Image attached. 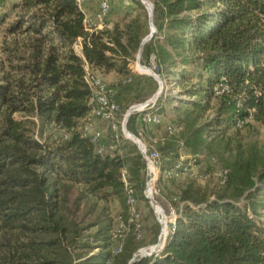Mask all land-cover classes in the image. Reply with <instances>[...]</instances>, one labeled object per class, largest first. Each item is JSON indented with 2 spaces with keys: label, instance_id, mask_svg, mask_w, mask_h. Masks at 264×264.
Instances as JSON below:
<instances>
[{
  "label": "trees",
  "instance_id": "1",
  "mask_svg": "<svg viewBox=\"0 0 264 264\" xmlns=\"http://www.w3.org/2000/svg\"><path fill=\"white\" fill-rule=\"evenodd\" d=\"M131 2L130 10L113 9L112 29L94 32L76 0H17L14 20L7 24L9 16H0L6 24L0 42V264H130L139 250L158 243L156 223L150 239L143 226L140 233L131 230L122 251L113 253L114 233L129 216L126 184L139 210L150 203L146 162L122 131L130 106L150 96L141 90L121 109L117 134L107 124L100 141L83 132L94 109L86 66L103 79L117 72L122 84L134 76L129 64L151 33L146 6ZM152 4L157 32L143 46L140 63L154 69L165 89L177 91L168 98L176 117L169 121L162 108V122L140 132L143 114L134 113L127 129L159 152L155 199L177 220L164 249L134 264H264V148L240 136L251 121L264 125V0ZM79 42L82 56L74 48ZM223 78L231 92L217 96ZM239 120L246 121L243 128ZM169 125L177 131L171 134ZM181 159L197 167L207 160L220 164L227 181L218 178L210 188L198 179L169 178ZM177 180V191L167 196L164 184Z\"/></svg>",
  "mask_w": 264,
  "mask_h": 264
},
{
  "label": "built area",
  "instance_id": "2",
  "mask_svg": "<svg viewBox=\"0 0 264 264\" xmlns=\"http://www.w3.org/2000/svg\"><path fill=\"white\" fill-rule=\"evenodd\" d=\"M80 8L85 7L89 3V0H76ZM111 5L109 0H102L100 5V12L98 14V20L102 23L107 19L110 13ZM86 83L88 84L92 92V102L94 103V109L90 117L87 119L83 132L85 136L93 135V140L95 142L100 141L103 133L100 131H94V121H103L111 125L114 131L118 130L119 126V114L121 113V107L117 102H115L110 93V89L105 80L93 73L89 67L86 68ZM214 92L217 96H224L231 92V88L227 83L225 78L214 88ZM159 99V98H158ZM149 100L144 104H139L133 106L136 111L135 113H142L141 122H142V132L145 131L146 127L156 126L162 122V117L159 115V107L157 106V101ZM132 108V107H131ZM124 120L122 121V128L124 126ZM246 121L239 120L237 122V128H243ZM177 128L175 126L169 125V132L171 134L175 133ZM140 152L146 162V190L145 195H149L155 199L157 195L156 185L161 177V165H160V154L156 149L149 148L145 143L141 141ZM105 147L100 149V152H103ZM219 173L216 176L219 178L222 184L227 181L228 171H218ZM169 178L177 179H198L199 181H206L208 176H200V174L195 170V167L191 163H185L181 159L176 166L167 172ZM125 180V179H124ZM127 187V205L129 216L127 222L121 221L120 225L114 233V247L113 253L119 254L122 251L125 239L127 234L134 230L137 233L141 232L142 229V214L138 208L137 200L134 196L133 190ZM156 200V199H155ZM164 213V211H163ZM175 215V221L170 226V231L175 229L177 215L175 212H172ZM161 216H165L161 214ZM166 217V216H165ZM167 218V217H166Z\"/></svg>",
  "mask_w": 264,
  "mask_h": 264
},
{
  "label": "rangeland",
  "instance_id": "3",
  "mask_svg": "<svg viewBox=\"0 0 264 264\" xmlns=\"http://www.w3.org/2000/svg\"><path fill=\"white\" fill-rule=\"evenodd\" d=\"M144 1L147 2L148 4L153 5L152 4V0H144ZM16 2H17V0H6L5 2H0V16H9V18L7 20V24H9L12 20L15 19V14H14V11H13V5ZM101 2H102V0H89V3H88L89 5L88 6L85 5V7L80 8L82 10V12L84 13V15H85L84 23H85V25L87 27V30L90 31V32L104 30L106 27H108L109 29H112L113 23L116 20V17L113 14V9L121 8V10H122L123 8H125V9L130 10V9L133 8V4H132L131 0H109V3L111 5L110 13H109L107 19L104 20L102 22V24H100L101 22L98 20V14L100 12ZM97 20H98V25L99 26L101 25L100 29L98 28V25L96 23ZM5 26H6V24L5 25H0V42H2L3 37H4V28H5ZM74 48H75V52L79 56H82L81 43L80 42L77 43L74 46ZM142 66H144V65H142ZM87 67L88 66H86V68ZM130 67L132 68L131 71H132V73L134 75H135V72H136V73H139V74L150 76L148 74V73H150L148 68L152 69L151 67H147V66H144L146 68L143 69L141 66H138V61L137 60L133 61V63H130L129 64V68ZM152 70L154 71V69H152ZM155 74H156V72H155ZM131 79L132 78H125L124 82L129 83ZM85 82H86V80H85ZM105 82H106V80H105ZM106 83L108 84V82H106ZM158 89H159V84H158V82H156V88H152L149 91L143 92L142 95H149L151 97V94L155 95L157 93ZM176 93H177V91H173V93H171L170 92V88L165 89V85H164V90H163L162 94L159 96V98H161V104H160L161 106L159 107V111H161L162 108H166L165 117H167V119L169 121H173V119L176 116L171 110L173 108V104L168 102V98L170 96L176 94ZM152 98H153V96H152ZM152 98H150V99H152ZM149 100H147V101H149ZM144 103H146V102H143V103L137 102L136 104H133L132 106H130V108L135 106V105L144 104ZM214 105L218 106V102L215 101ZM86 122H87V120H86ZM95 123H96V120L94 121V130L95 131H100L98 129H103L102 133H103V131L105 133V129H104V125L105 124L111 126L108 123H99V124H96V125H95ZM118 127H120V126H118ZM111 129H112V127H111ZM112 131L114 132V134H117L119 132V128L116 131H114L112 129ZM240 133H241V135H240L241 139H242L244 144H258L259 147H263L264 148V125L263 124L256 123L255 121H251L244 129H242V131H240ZM127 136L130 137L129 135H127ZM45 139H47V137L43 138V140H45ZM153 147L155 148V146H153ZM184 159L186 160V158H184ZM160 165H161V162H160ZM194 167H195V170H197V172L200 174V176H205V175L209 176L208 180L200 181V183L203 186H209L210 188L216 187V184H218V177L216 176V174L219 173L218 171H223V170H221L222 165L221 166H220V164L219 165H217V164H212L211 165L209 163V161L207 160L202 165H200L198 167L197 166H194ZM185 179H187V178H185ZM183 181L184 180H182V179L180 180V182H183ZM176 182L180 183L177 180L175 182H171L170 181V182H167L166 184H164L165 193H166L167 196H169L170 194H174L177 191V183ZM158 203L162 207V210L164 211L165 216L169 219V233H170V226L175 221V215L173 213H167L165 206H163L164 204H161L160 202H158ZM149 206H146L145 203H141V205H140V210L142 212V217H143L142 225L144 227L143 237L144 236H148L149 237L148 239H150L151 236L153 235L152 234V230L156 226L155 224L159 223V221H158V219H157V217H156V215L154 213V210H153V208H152L150 203H149ZM110 207H111V209L113 211V214H118L121 211V207H120V204L118 202L111 203ZM159 220L161 221L160 215H159ZM161 223H162V221H161ZM160 226H161V229H162V225L161 224H160ZM160 234H162V230H160ZM160 234H159V236H160ZM162 239L163 238L161 236V241H162ZM151 246H153V245L146 246L144 248L151 247ZM144 248H142V249H144Z\"/></svg>",
  "mask_w": 264,
  "mask_h": 264
},
{
  "label": "crops",
  "instance_id": "4",
  "mask_svg": "<svg viewBox=\"0 0 264 264\" xmlns=\"http://www.w3.org/2000/svg\"><path fill=\"white\" fill-rule=\"evenodd\" d=\"M89 4H87L88 6ZM97 25H98V20L96 21ZM100 23V22H99ZM102 24V23H100ZM98 28H101V25H98ZM137 61H138V57H137ZM130 70H132V68H129ZM104 79L106 80V82H108V87L110 89V95L112 97V99L117 102L122 109H124L125 107H127L130 102L133 100V98L139 93L141 92V90H143L144 92L151 90L152 88H156V80L151 77V76H146L143 74H139L135 72V75L132 77V79L130 80L129 83L123 82L122 84H119V82L124 79L122 76H120L117 72H111L109 74H106L104 76ZM149 96V95H147ZM154 97V94H151V97ZM151 100V99H150ZM163 119V118H162ZM101 122H96V124H99ZM141 124H139V131L142 132V127L140 126ZM138 127V126H137ZM155 126H151L150 128H153ZM102 132L103 129H98ZM95 131V130H94ZM103 134L104 131H103ZM104 137V135H103ZM102 141H105V139L103 138ZM114 145V144H112ZM115 146V145H114ZM153 149H155L154 147H152Z\"/></svg>",
  "mask_w": 264,
  "mask_h": 264
},
{
  "label": "water",
  "instance_id": "5",
  "mask_svg": "<svg viewBox=\"0 0 264 264\" xmlns=\"http://www.w3.org/2000/svg\"><path fill=\"white\" fill-rule=\"evenodd\" d=\"M142 4L146 6L148 12H149V16H150V25H151V33L150 35L143 41L142 43V46H141V49H140V52H139V55H138V66H141L143 68H146L144 66H142L140 64V59H141V56H142V51H143V46L145 45L146 42H148L150 39L153 38V36L155 35V33L157 32L156 30V27L155 25L153 24L152 22V17H153V5L151 4H148L147 2H145L144 0H141ZM150 73H148L151 77H153L159 84V89L157 91V93L154 95V97L151 99V100H155V99H158L159 96L162 94L163 90H164V85H163V82L161 81V79L155 74V72L148 68ZM150 100V101H151ZM150 101H147V102H150ZM136 111V109L134 107L130 108L128 110V112L126 113L125 115V121H124V126L122 128V131L125 135V137L131 141H133L139 148L141 146V140L139 138H137L134 134H132L131 132L128 131L127 129V123H128V120L130 118V116L132 114H134ZM129 134V136H132V138L128 137L127 135ZM146 198L149 200L153 210H154V213L159 221V223L161 224V221L159 220V214L157 212V209L156 207L159 205V203L153 198V197H150L149 195L146 196ZM160 206V205H159ZM161 207V206H160ZM162 208V207H161ZM161 235L159 236V240H158V243L151 246V247H147V248H144V249H141L139 250L132 258L130 264H134L138 259H141V258H145V257H150V256H153L154 254H158L160 253L164 247H165V244H166V240L167 238L163 241V245H162V248L161 249H157L161 243ZM154 247L155 249L151 250L150 252H145V253H142L143 250H150V248Z\"/></svg>",
  "mask_w": 264,
  "mask_h": 264
},
{
  "label": "bare ground",
  "instance_id": "6",
  "mask_svg": "<svg viewBox=\"0 0 264 264\" xmlns=\"http://www.w3.org/2000/svg\"><path fill=\"white\" fill-rule=\"evenodd\" d=\"M130 138H132V136H130ZM156 209H157V212L160 215L161 221H162V223H161V225H162V235L161 236H162L163 239H162L159 247L157 248V249H161L162 245H163V241L168 237V232L167 231H169V219L166 218L165 216H161L162 212L158 209V207H156ZM162 215H164V213ZM153 249H155V248L152 247V248H150V250H143L142 253L149 252V251H151Z\"/></svg>",
  "mask_w": 264,
  "mask_h": 264
}]
</instances>
